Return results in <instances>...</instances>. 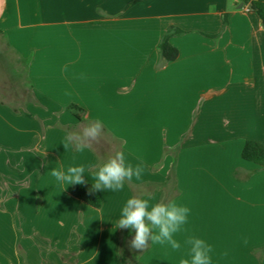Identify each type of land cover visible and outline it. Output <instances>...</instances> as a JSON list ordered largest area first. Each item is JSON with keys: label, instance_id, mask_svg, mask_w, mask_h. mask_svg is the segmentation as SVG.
<instances>
[{"label": "crops", "instance_id": "crops-1", "mask_svg": "<svg viewBox=\"0 0 264 264\" xmlns=\"http://www.w3.org/2000/svg\"><path fill=\"white\" fill-rule=\"evenodd\" d=\"M240 4L0 0V72L26 95L9 103L0 83V264H180L190 237L211 264H264V169L242 158L264 143V25ZM97 121L98 141L75 135ZM117 152L145 170L101 190L100 208L51 175L83 166L92 184ZM133 196L190 209L180 250L130 248L134 230L117 226Z\"/></svg>", "mask_w": 264, "mask_h": 264}, {"label": "clouds", "instance_id": "clouds-1", "mask_svg": "<svg viewBox=\"0 0 264 264\" xmlns=\"http://www.w3.org/2000/svg\"><path fill=\"white\" fill-rule=\"evenodd\" d=\"M102 132L103 127L97 121L86 123L75 135L92 142L98 141ZM144 170L142 163L136 166L126 164L124 154L117 152L95 170L92 190L119 191L126 181H132L134 177L141 179ZM84 173L83 166L69 167L66 171L56 168L51 170V175L56 181L67 186L84 184ZM189 213L188 207L174 202L150 204L148 199L133 196L123 206L117 227L134 230L135 234L129 242L131 249L143 250L152 243L167 244L173 251H178L181 249V243L174 239V235L187 223ZM185 244L189 246L190 259L181 258L180 264H211V245L196 237L188 238Z\"/></svg>", "mask_w": 264, "mask_h": 264}, {"label": "trees", "instance_id": "trees-1", "mask_svg": "<svg viewBox=\"0 0 264 264\" xmlns=\"http://www.w3.org/2000/svg\"><path fill=\"white\" fill-rule=\"evenodd\" d=\"M246 9L256 13L264 25V1L262 0H239ZM228 18L226 16L223 18L224 26L227 25ZM183 31L169 30L162 39L159 45L160 53L163 59L167 62L174 61L179 56V51L177 48L173 47L170 43V39L174 35L183 34ZM70 110L75 112L76 107H70ZM81 113V110H79ZM83 111V110H82ZM242 158L245 161L254 163L264 169V143L256 141H247L244 145L242 151ZM72 196L91 206L93 208H100L102 204L101 200V190H92V184L85 182L84 184H74L72 189Z\"/></svg>", "mask_w": 264, "mask_h": 264}, {"label": "rangeland", "instance_id": "rangeland-1", "mask_svg": "<svg viewBox=\"0 0 264 264\" xmlns=\"http://www.w3.org/2000/svg\"><path fill=\"white\" fill-rule=\"evenodd\" d=\"M4 48L3 46L1 45V42H0V54L4 55ZM1 56V55H0ZM3 58H6V56H3ZM9 73L11 72V70H7ZM11 74V73H10ZM8 76L9 74H5V72L1 71L0 72V83L2 84V86L4 88H11L12 89L10 90V93H9V96H8V100H9V103H16L17 99H16V93H20L22 96H26L25 93L23 92L24 90L20 89L21 87L18 86V84L20 83V81H18L17 79L12 83V86L9 85V83L11 81H9L10 79H8ZM9 81V82H8ZM1 86V87H2ZM2 89V88H1ZM12 164H15L14 162ZM8 169L11 171V170H14L15 168L14 167H8ZM8 182L10 183H17L15 181V179L13 180H8ZM1 185V184H0ZM127 247V246H126ZM126 251V248L124 249Z\"/></svg>", "mask_w": 264, "mask_h": 264}, {"label": "water", "instance_id": "water-1", "mask_svg": "<svg viewBox=\"0 0 264 264\" xmlns=\"http://www.w3.org/2000/svg\"><path fill=\"white\" fill-rule=\"evenodd\" d=\"M243 7V4L241 3L240 5H239V8L241 9Z\"/></svg>", "mask_w": 264, "mask_h": 264}, {"label": "built area", "instance_id": "built-area-1", "mask_svg": "<svg viewBox=\"0 0 264 264\" xmlns=\"http://www.w3.org/2000/svg\"><path fill=\"white\" fill-rule=\"evenodd\" d=\"M246 11H249V9L247 8Z\"/></svg>", "mask_w": 264, "mask_h": 264}]
</instances>
